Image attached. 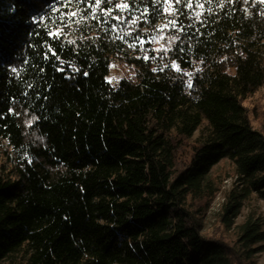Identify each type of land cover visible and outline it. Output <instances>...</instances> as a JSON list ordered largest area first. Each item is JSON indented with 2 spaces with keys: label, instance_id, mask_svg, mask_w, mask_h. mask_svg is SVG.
Returning a JSON list of instances; mask_svg holds the SVG:
<instances>
[{
  "label": "trees",
  "instance_id": "trees-1",
  "mask_svg": "<svg viewBox=\"0 0 264 264\" xmlns=\"http://www.w3.org/2000/svg\"><path fill=\"white\" fill-rule=\"evenodd\" d=\"M140 1L159 20L194 9L188 73L117 36ZM115 61L130 73L113 83ZM263 86L264 0H0V141L14 156L0 176V264L250 261L260 222L234 243L202 230L222 161L240 186L224 222L264 200V109L257 127L244 105Z\"/></svg>",
  "mask_w": 264,
  "mask_h": 264
},
{
  "label": "rangeland",
  "instance_id": "rangeland-1",
  "mask_svg": "<svg viewBox=\"0 0 264 264\" xmlns=\"http://www.w3.org/2000/svg\"><path fill=\"white\" fill-rule=\"evenodd\" d=\"M167 17L158 19L156 9L148 1H140L136 12L122 28L116 30L117 36L127 43L145 61L156 65H170L176 70L188 73L192 65L193 38L195 35L194 9L174 10L167 7ZM133 21H135L133 23ZM175 22V23H173ZM129 68L115 61L112 63L108 79L113 83L129 76ZM249 108L254 126H260L262 118L258 112L264 109V86L244 100ZM255 111H258L257 113ZM207 121L195 132L194 136L181 147L178 160L184 162L192 152L197 138L207 135ZM12 148L6 141H0V176L8 177L13 167ZM219 190L211 202L203 219L202 233L209 237L222 238L230 243L237 239L239 226L248 219L260 222L264 229V200L253 194L243 200L240 214L234 217L232 225L224 222V204L234 192L240 189L232 164L225 160L219 163L211 175ZM261 248L244 264H264V241L253 246Z\"/></svg>",
  "mask_w": 264,
  "mask_h": 264
},
{
  "label": "snow or ice",
  "instance_id": "snow-or-ice-1",
  "mask_svg": "<svg viewBox=\"0 0 264 264\" xmlns=\"http://www.w3.org/2000/svg\"><path fill=\"white\" fill-rule=\"evenodd\" d=\"M177 2H179V0H177ZM97 3H99V0H97ZM191 5H189V7H190ZM117 7H127V5L125 4V5H117ZM135 21H133V23H134ZM173 23H175V22H173Z\"/></svg>",
  "mask_w": 264,
  "mask_h": 264
}]
</instances>
